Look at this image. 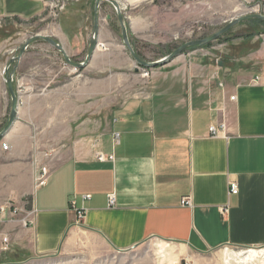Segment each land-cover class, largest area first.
I'll use <instances>...</instances> for the list:
<instances>
[{"label":"crops","instance_id":"crops-1","mask_svg":"<svg viewBox=\"0 0 264 264\" xmlns=\"http://www.w3.org/2000/svg\"><path fill=\"white\" fill-rule=\"evenodd\" d=\"M94 1L69 0L53 21H58L60 33L54 27L47 34L78 61L84 59L90 40ZM47 2L0 0V19L41 23L49 20ZM99 11L98 47L84 68L91 73L106 72L117 63L125 66L129 58L109 28L113 7L102 1ZM43 46L52 47L32 42L17 65L21 69L24 64L28 86L49 84L46 78L35 80L34 75L48 72L30 62L47 55L41 53ZM249 57L254 66L242 69L217 58L215 66L202 52L186 51L152 69L140 89L128 87L123 98L107 100L108 115L98 119L104 127L94 130L95 140L51 163L47 184L32 190V226L16 218L0 219V257L52 255L72 247V236L79 233L86 234L91 245L103 243L117 252L157 239L184 260L224 245L264 247V64L257 61L256 51ZM63 66L68 73L76 71L65 61ZM109 85L87 82L81 93H104ZM60 101L61 106L68 102ZM19 119L17 115L15 125ZM64 119L71 121L67 115ZM220 124L223 132L209 133L211 125ZM21 134L18 126V133L5 139L8 151L0 144V161L16 157L23 146L28 149ZM97 152L112 159L98 161ZM22 167L3 165L9 184L18 183ZM230 181L237 183V194H229ZM7 193L1 200L22 199ZM109 194L115 196L112 206ZM183 198L189 199V206L181 204ZM75 209L84 211L80 225L74 222ZM2 237L7 238L5 251Z\"/></svg>","mask_w":264,"mask_h":264},{"label":"rangeland","instance_id":"rangeland-1","mask_svg":"<svg viewBox=\"0 0 264 264\" xmlns=\"http://www.w3.org/2000/svg\"><path fill=\"white\" fill-rule=\"evenodd\" d=\"M47 1V4H52V0ZM71 1L79 3L82 0ZM118 1L123 8L130 42L142 57L140 58L148 62L164 57L185 41L207 37L233 16L247 12L264 14V0ZM48 19L41 23L37 19L28 22L3 19L0 25V131L5 126L11 109L5 78L11 73L13 65L7 69V73H4V68L32 35L51 34L54 27L60 33L58 21L53 23L50 17ZM109 23L111 34L116 43L121 45L120 27L115 10L111 14ZM263 30V23L244 20L233 26L219 40L210 42L209 46L195 47L189 51L202 52L215 66L217 58L228 66L242 69L254 66L253 63L256 61L251 60L249 56L256 51L260 55L257 61L260 60V63L264 64ZM249 34L254 36L248 38ZM41 49V53L47 55L30 62L39 66L41 71L46 69L48 72L34 75L35 80L43 82L46 78L49 84L40 88L36 83V85L28 86L27 77L22 74L24 64L21 69H16L13 87L19 98L17 115L20 119L17 125L14 122L8 133L0 137V144L5 142V139H11V134L18 133V126L23 130L24 134L21 135H25L21 139L28 149L23 146V150L16 157L0 161V176H2L0 177V201L4 193L8 191V195L22 196L19 201L14 198L13 200L19 205H25L26 208L32 207L31 192L35 189L33 176L37 167L47 161L49 165L59 162L65 157L67 151L73 152L84 143L95 140L97 133L94 130L99 126L97 130L101 132L104 127L102 125L104 123L101 124L98 119L108 115L107 100L112 103L114 100L116 102L123 98L130 91L128 87L133 90L140 89L149 80L150 71L156 69V67L137 66L133 59L127 56L129 58L125 66L117 63L115 67H106L108 71L103 73H91L84 69L85 67L82 68L84 70L68 73L63 66V57L57 50L48 46H43ZM261 50V53L258 52ZM126 53H128L127 50ZM63 71L67 74L64 72L65 74L62 75ZM92 81L93 83L109 82V90L102 93L101 90L95 89L93 93L87 95L84 91L81 93L87 82ZM63 83L70 86L65 87ZM60 84L62 92L59 91ZM43 99L46 101L45 104H42ZM60 100L62 102L68 100V102L61 106ZM65 115L71 121L64 119ZM12 163L23 164L21 177L18 183L15 184L14 181L13 185L9 184L7 173L1 169L3 165L10 166ZM72 237L73 246L63 248L55 254L23 258L13 255L9 258L3 256L0 257V264H264V247L224 245L205 252L191 253L190 257L184 260L178 258L176 253L173 254L169 245L157 239L141 243L129 251L117 252L103 243L91 245L86 234L79 233ZM250 250H253V253H250Z\"/></svg>","mask_w":264,"mask_h":264},{"label":"water","instance_id":"water-1","mask_svg":"<svg viewBox=\"0 0 264 264\" xmlns=\"http://www.w3.org/2000/svg\"><path fill=\"white\" fill-rule=\"evenodd\" d=\"M102 1L108 2L113 9L115 10V14L119 23L120 27V36H121V44L124 46V48L127 50L129 56L133 59V61L137 64V66H140L142 68H154L159 65L166 64L168 61L174 59L183 51L193 48V47H200L203 45H206L223 34H225L227 31H229L233 26L238 24L239 22H242L244 20H249V19H258V20H263L264 21V14L263 13H254V12H247V13H241L236 16H233L230 18L221 28H219L217 31L213 32L212 34L208 35L207 37L204 38H198V39H193V40H188L183 43H181L178 47H176L174 50H172L169 54L165 55L164 57L156 60V61H144L142 60L137 53L135 52L130 39H129V34L127 30V25H126V20L125 16L122 12V6L118 0H95L94 6H93V22H92V31H91V36L90 40L88 43L87 51L85 54V57L82 61H74L66 52L64 49L63 45L57 41H55L51 36L47 34H41L37 33L32 35L25 43L20 47V50L18 54L13 57L8 64L4 68V73H7V69L13 65L11 73L5 78V83H6V88L10 97L11 101V109L10 113L8 116V120L3 127V129L0 131V137L4 136L8 131L12 128L16 117H17V106H18V95L16 94V91L14 90L13 87V80H14V73L16 71L17 65L24 54L25 50L27 47L34 41L41 40L46 42L47 44L51 45L54 49H56L61 56L63 57V60L65 63L69 66H71L75 70H80L84 67H86L89 62L91 61L93 54L95 50L97 49V36H98V30H99V20H100V3ZM109 18V16H108Z\"/></svg>","mask_w":264,"mask_h":264},{"label":"built area","instance_id":"built-area-1","mask_svg":"<svg viewBox=\"0 0 264 264\" xmlns=\"http://www.w3.org/2000/svg\"><path fill=\"white\" fill-rule=\"evenodd\" d=\"M68 1H62V0H55L52 4H47L46 10L48 11V17L52 21H55L60 17V15L64 12ZM3 19H0V25L2 24ZM101 48H105V46L102 44ZM221 85V84H220ZM233 99L234 97H230ZM225 130V127L223 124H220L218 127H215L211 125L209 127V133L212 135H216L219 132H223ZM117 141V134L114 135V142ZM1 148L3 151H8L10 149L9 144L6 142L1 143ZM96 159L98 161H104L106 159H112V156H106L102 152H97ZM50 165L49 162H45L43 164H40L37 169L34 172L33 180L35 189L44 187L47 182L50 175ZM229 194H237L238 192V186L235 181H230L229 184ZM89 195H85L84 198H89ZM108 205L112 206L115 204V196L114 194H109L107 197ZM181 204L184 205H190V201L188 198H183L181 200ZM226 209H223L221 212L224 213ZM35 214L34 208H26L25 205H19L15 203V201L11 198L5 199L0 201V219H6L8 217L10 218H16L17 221H19L24 226H32L33 224V216ZM84 217V211L80 209H75V224L80 225L82 222V219ZM2 245L1 249L6 250L7 249V238L2 237L1 239Z\"/></svg>","mask_w":264,"mask_h":264},{"label":"trees","instance_id":"trees-1","mask_svg":"<svg viewBox=\"0 0 264 264\" xmlns=\"http://www.w3.org/2000/svg\"><path fill=\"white\" fill-rule=\"evenodd\" d=\"M252 21L257 22V23H259V24H260V23H263V24H264V21H263V20H256V19H255V20H252ZM247 36H248V38H252V37L254 36V34H253V35H250V34H249V35H247ZM249 36H250V37H249ZM218 40H219V38H218ZM209 45H210V43L206 44L205 46H209ZM134 50H135V52H136V49H135V48H134ZM136 53H137V55H138L139 57H141L140 54H138V52H136ZM141 58H142V57H141Z\"/></svg>","mask_w":264,"mask_h":264},{"label":"flooded vegetation","instance_id":"flooded-vegetation-1","mask_svg":"<svg viewBox=\"0 0 264 264\" xmlns=\"http://www.w3.org/2000/svg\"><path fill=\"white\" fill-rule=\"evenodd\" d=\"M249 20H255V19H249ZM256 20H258V19H256ZM263 31H264V30H263ZM220 37H221V36H220ZM220 37H219V38H220ZM217 40H218V38H217L216 40H214V41H217ZM203 46H204V45H203ZM203 46H202V47H203ZM194 48H195V47H193V48H189V49H187V51L189 52V50L194 49ZM183 52H186V50L183 51Z\"/></svg>","mask_w":264,"mask_h":264},{"label":"bare ground","instance_id":"bare-ground-1","mask_svg":"<svg viewBox=\"0 0 264 264\" xmlns=\"http://www.w3.org/2000/svg\"><path fill=\"white\" fill-rule=\"evenodd\" d=\"M97 47H98V44H97ZM96 158V157H95ZM8 220V219H7ZM10 220V219H9ZM250 253H253V250H250L249 251ZM255 252H257L256 250H255ZM248 253V252H247ZM258 253V252H257ZM246 256V255H245ZM244 259V258H243ZM242 261V260H241Z\"/></svg>","mask_w":264,"mask_h":264}]
</instances>
